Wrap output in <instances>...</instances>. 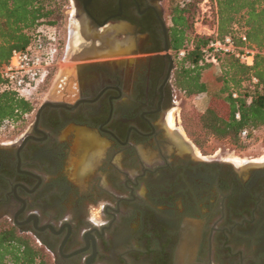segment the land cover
Masks as SVG:
<instances>
[{
	"label": "flooded vegetation",
	"instance_id": "obj_1",
	"mask_svg": "<svg viewBox=\"0 0 264 264\" xmlns=\"http://www.w3.org/2000/svg\"><path fill=\"white\" fill-rule=\"evenodd\" d=\"M67 1L66 28L106 21L133 59H102L74 101H52L68 107L34 115L22 147L1 143L0 220L55 264H175L186 219L202 223L197 263L264 264V158L236 162L241 177L229 156L196 150L179 113L169 122L178 95L163 0ZM80 139L91 152L76 167Z\"/></svg>",
	"mask_w": 264,
	"mask_h": 264
},
{
	"label": "trees",
	"instance_id": "obj_2",
	"mask_svg": "<svg viewBox=\"0 0 264 264\" xmlns=\"http://www.w3.org/2000/svg\"><path fill=\"white\" fill-rule=\"evenodd\" d=\"M54 0H0V65L13 48H24L40 23L59 25L64 15L52 6ZM202 0L174 2L169 11V47L173 50L172 85L185 95L206 93L213 104L202 112H182L187 133L198 145L210 139L241 146L264 125V59L257 53L251 66L232 54H217L208 61L202 47L214 36L194 35L192 26L196 7ZM217 7V37L243 27L248 46L264 48V0H214ZM238 44H245L237 40ZM63 41L60 42L59 54ZM185 48L184 55L178 50ZM211 66H218L215 77L220 85L212 90L203 79ZM258 79L250 82L251 77ZM1 83V78H0ZM233 92L237 93L233 97ZM34 109L33 103L14 91L0 92V132L16 129ZM239 112V117L235 113ZM199 125V127H198ZM199 128V129H197ZM199 131L200 133H194ZM246 131V137L241 135ZM12 225H0V264H55L52 256L30 234Z\"/></svg>",
	"mask_w": 264,
	"mask_h": 264
},
{
	"label": "rangeland",
	"instance_id": "obj_3",
	"mask_svg": "<svg viewBox=\"0 0 264 264\" xmlns=\"http://www.w3.org/2000/svg\"><path fill=\"white\" fill-rule=\"evenodd\" d=\"M183 3L187 0H163L162 7L164 9L165 18L167 23L170 22L169 11L170 7L174 2ZM54 3L51 7L58 9L61 11L63 15H65L64 9H66V5H68L67 0H54ZM59 20V33L61 36V41L64 42L62 48L65 46V41L67 39L68 29L64 26L65 19ZM217 7L214 0H202L197 4L195 16L193 19V23L191 28L189 29V34L191 37L194 35H204V36H214L217 35ZM76 62L72 60L63 59L62 56L59 57L58 61L50 68L46 78L40 84L38 89L32 94L29 100L33 103L34 109L31 113H29L24 121L21 124H18L17 128L13 130V128L5 129L0 132V145L1 143H6V141L13 140L17 141L21 135L26 132L29 127L32 119L36 113V110L40 106L43 101H74L77 98L78 94V77L75 69ZM218 66H211L203 73V79L209 83L210 88L212 90L216 89L220 83L215 79V77L219 74ZM177 90V89H176ZM176 100L178 101L174 104L173 111L174 114L180 115V125L182 126V130L184 131L185 136L191 141L204 155L214 154L229 156L231 155L239 156L247 161H251L247 163L248 165H259L262 162H254L259 161L264 158V125L257 128L253 135L249 137V139L241 146H234L227 142L218 141L215 139H210L205 142L202 146L198 145L193 138L187 133L185 127H183L182 122V112L186 113H199L202 112L207 105L213 104V100L210 99L209 95L206 93H198L185 95L181 91L177 90ZM169 114V113H168ZM199 127V125H198ZM200 128V127H199ZM197 128V129H199ZM194 133H200L199 131ZM73 148V147H72ZM75 156H74V165L79 167L83 164L91 152V147L88 141L86 140H78L75 144ZM72 151V150H71ZM71 155V154H70ZM253 161V162H252ZM236 171H238L241 177L246 176L248 170L244 169V165L240 166L236 162H233ZM140 194L146 195V192L140 191ZM144 197V196H143ZM135 218L130 217L128 225ZM196 223H191L194 226L195 235L193 239L187 241L189 247H192L195 241H198V236L200 237V230L202 229L201 220H196ZM10 224L6 218L0 220V225ZM211 224V223H210ZM209 224V225H210ZM27 233V232H26ZM30 234V233H29ZM28 234V235H29ZM31 238L35 237L31 235ZM36 240V239H35ZM42 247V246H41ZM193 248V247H192ZM49 253V252H48ZM50 254V253H49ZM51 255V254H50Z\"/></svg>",
	"mask_w": 264,
	"mask_h": 264
},
{
	"label": "built area",
	"instance_id": "obj_4",
	"mask_svg": "<svg viewBox=\"0 0 264 264\" xmlns=\"http://www.w3.org/2000/svg\"><path fill=\"white\" fill-rule=\"evenodd\" d=\"M69 22L70 18L67 29ZM233 30V34L228 33L221 37L215 35L202 47L208 61L215 63L217 54H232L240 63L248 66L254 63L257 53L264 59V48L258 49L246 44L247 38L243 27L234 25ZM61 40L58 25L40 23L34 30L32 40L24 48L11 49L8 60L0 65V92L14 91L19 96L29 99L44 81L50 68L62 56L64 48L59 54ZM237 40L245 44H238ZM184 53L185 48L178 50V55L182 56ZM257 81L254 76L250 79L252 83ZM232 96L236 97L237 93L233 92ZM235 117H239V112L235 113ZM241 135L246 137V131H242ZM36 242L38 243L37 240Z\"/></svg>",
	"mask_w": 264,
	"mask_h": 264
},
{
	"label": "water",
	"instance_id": "obj_5",
	"mask_svg": "<svg viewBox=\"0 0 264 264\" xmlns=\"http://www.w3.org/2000/svg\"><path fill=\"white\" fill-rule=\"evenodd\" d=\"M76 22V23H75ZM78 22V23H77ZM165 28V26H164ZM114 31L106 25V21L98 23V27L88 25H80L79 21L70 20L68 28L67 39L65 41L62 58L76 62L75 69L78 77V84L83 83L87 78V72L93 65L103 63L102 59H107L108 62L115 61L119 64L124 63L126 60H132L129 50L124 46L125 41L116 39ZM88 79V78H87ZM46 106H66L65 103H54L52 101H43L35 113L36 125L41 111ZM27 136L23 135L19 138V148L26 142ZM195 219H186L183 225L182 241L179 245L178 253L176 255L175 264H199L194 259V247L190 248L187 241L195 238L197 234L192 232V235H186V226L191 223H196ZM188 249V258L185 261H180L179 255L183 250Z\"/></svg>",
	"mask_w": 264,
	"mask_h": 264
},
{
	"label": "bare ground",
	"instance_id": "obj_6",
	"mask_svg": "<svg viewBox=\"0 0 264 264\" xmlns=\"http://www.w3.org/2000/svg\"><path fill=\"white\" fill-rule=\"evenodd\" d=\"M168 118H169V122L170 124H173L174 123V120H175V116H174V113L173 111H171L168 115ZM180 128V127H179ZM232 161H235V162H242L246 159H242L241 157L239 156H236V155H231V158H230ZM192 229L194 230V226L192 224H188V228H187V231H188V235L190 237V234L192 233ZM194 232V231H193ZM186 250V249H185ZM184 253H187L184 251ZM184 253L180 254V261L184 262L185 260H183V256H184Z\"/></svg>",
	"mask_w": 264,
	"mask_h": 264
}]
</instances>
